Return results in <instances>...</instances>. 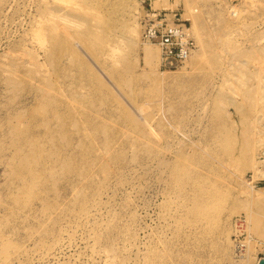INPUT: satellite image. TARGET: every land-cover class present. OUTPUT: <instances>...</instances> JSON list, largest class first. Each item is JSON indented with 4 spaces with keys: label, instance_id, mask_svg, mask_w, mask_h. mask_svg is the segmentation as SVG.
Returning <instances> with one entry per match:
<instances>
[{
    "label": "rangeland",
    "instance_id": "obj_1",
    "mask_svg": "<svg viewBox=\"0 0 264 264\" xmlns=\"http://www.w3.org/2000/svg\"><path fill=\"white\" fill-rule=\"evenodd\" d=\"M169 3L197 48L164 70L141 0H0V264L261 260L264 0Z\"/></svg>",
    "mask_w": 264,
    "mask_h": 264
},
{
    "label": "built area",
    "instance_id": "obj_2",
    "mask_svg": "<svg viewBox=\"0 0 264 264\" xmlns=\"http://www.w3.org/2000/svg\"><path fill=\"white\" fill-rule=\"evenodd\" d=\"M154 1L159 0H141L144 11L141 37L143 41L160 49L161 69L171 70L188 60L196 49V43L188 21L182 17L179 10L155 9L152 6ZM256 184L264 186V181ZM241 223L240 220L237 221L235 227L243 225ZM242 251L244 245L240 242L237 244V253ZM261 256V259H264V243Z\"/></svg>",
    "mask_w": 264,
    "mask_h": 264
},
{
    "label": "bare ground",
    "instance_id": "obj_3",
    "mask_svg": "<svg viewBox=\"0 0 264 264\" xmlns=\"http://www.w3.org/2000/svg\"><path fill=\"white\" fill-rule=\"evenodd\" d=\"M159 1H164V3H169V1L168 0H159ZM159 1H157V3L159 2ZM163 3V2H162ZM170 4V3H169ZM188 4V3H187ZM166 5H168V4H166ZM156 7H159V4H157V6ZM168 7V6H167ZM164 9H168V8H166V6L165 7H163ZM194 9L193 8H190V10L189 11H193ZM193 14V13H192ZM191 17H193V16H191ZM186 20H189V19H186ZM192 24H193V26H194V28H196L195 27V21H194V19L192 20ZM197 26V25H196ZM190 30H191V32H192V29H191V27H190ZM197 30V29H196ZM195 31V30H194ZM193 31V32H194ZM101 32H102V30H101ZM195 35H197V32L195 31ZM89 37L92 39V40H95V41H99L101 38L99 37V35L97 34V31L96 30H90L89 31ZM193 34V33H192ZM194 37V36H193ZM141 39H142V37H141ZM198 40H199V38H198ZM86 41H89V39L88 40H86ZM143 41V40H142ZM88 43H92L91 41H89ZM143 43L144 44H152V43H147V42H145V41H143ZM196 43V42H195ZM200 43V42H199ZM152 45H154V44H152ZM156 46V45H155ZM80 47V46H79ZM157 47V49L159 50V65H160V49L158 48V46H156ZM197 48V47H196ZM120 51V50H119ZM118 51V52H119ZM195 51H196V49H195ZM195 51L192 53V55L188 58V60L185 62V63H187L189 60H191L192 59V56H193V54L195 53ZM118 52H116V53H118ZM143 52H144V60H145V62H146V64H150V63H152L153 62V58H156V56H157V53H156V50H154V49H150V48H144L143 49ZM100 53V52H99ZM111 54V53H110ZM120 55H122V57H120V59L118 60V61H123L124 59H121V58H123V55H124V53L122 54V53H120ZM126 56H127V54H125ZM129 56V55H128ZM158 58V57H157ZM128 59V58H127ZM114 61V60H113ZM124 61H125V64H124ZM123 61V63H121V64H124L125 65V67L123 68V70H122V73H121V76H120V81L121 82H123V84H127L128 83V80H130V76H128L129 75V73H130V67H129V63H127L126 62V59ZM115 62H116V60H115ZM114 62V63H115ZM117 63H119V62H117ZM184 63V64H185ZM118 65V67H119V65H120V63L119 64H117ZM116 64H115V66H117ZM161 66V65H160ZM122 66H120V68H121ZM117 68V67H116ZM119 68V69H120ZM119 74V73H118ZM127 78H129L128 80H127ZM264 85V84H263ZM253 89V88H252ZM252 89H248V91L247 92H245V93H247L248 94V92H250ZM260 89V88H259ZM263 90H264V87H263ZM244 93V94H245ZM252 93V92H251ZM246 94V95H247ZM242 95H243V92H242ZM244 96V95H243ZM248 97H250L249 95H247ZM245 97V96H244ZM260 171V170H259ZM257 172L256 173V176H257V178H259V177H264V172L263 173H261V172ZM250 190H251V193H252V201L253 202H259L260 200H264V188H261V189H259V190H255V188H254V186L253 187H250ZM244 252H246V250L244 249V251H242L240 254H238V256L239 257H241V255H244ZM259 263V261H257V263L256 264H258Z\"/></svg>",
    "mask_w": 264,
    "mask_h": 264
},
{
    "label": "water",
    "instance_id": "obj_4",
    "mask_svg": "<svg viewBox=\"0 0 264 264\" xmlns=\"http://www.w3.org/2000/svg\"><path fill=\"white\" fill-rule=\"evenodd\" d=\"M258 264H264V259H261Z\"/></svg>",
    "mask_w": 264,
    "mask_h": 264
}]
</instances>
